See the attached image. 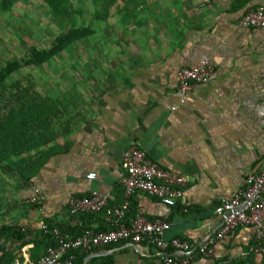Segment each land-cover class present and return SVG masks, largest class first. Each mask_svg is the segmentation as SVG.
I'll return each mask as SVG.
<instances>
[{"label":"crops","instance_id":"1","mask_svg":"<svg viewBox=\"0 0 264 264\" xmlns=\"http://www.w3.org/2000/svg\"><path fill=\"white\" fill-rule=\"evenodd\" d=\"M139 1L128 18L102 24L99 52L86 54L84 70L75 72L78 101L55 123L66 131L23 155L28 169L0 164V264H36L54 242L44 234L45 224L69 234L81 222L109 230L103 213L72 214L69 197L98 191L111 205L122 204V156L134 145L188 180L176 207L144 193L130 199L127 224L138 216L168 220L167 241L205 244L225 221L217 205L264 171V29L239 25L264 0ZM204 59L215 67L210 82L196 85L189 101L173 110L178 72ZM90 173L96 178L88 179ZM34 187L42 202H31ZM254 245L255 228L240 227L216 243L215 258L194 254L189 264H264ZM78 255H87L84 264L162 259L154 246L131 242Z\"/></svg>","mask_w":264,"mask_h":264},{"label":"built area","instance_id":"2","mask_svg":"<svg viewBox=\"0 0 264 264\" xmlns=\"http://www.w3.org/2000/svg\"><path fill=\"white\" fill-rule=\"evenodd\" d=\"M245 29H264V4L245 13L239 20ZM215 67L204 59L191 67L182 68L178 74V104L176 110L185 105L191 98L198 84L210 82ZM122 175L119 179L124 188L126 200L120 205H111L106 193L93 191L82 198L69 197V209L74 215L103 213L105 223L110 227L106 231L85 227L74 234L65 233L57 225H43V232L54 242L45 255L36 264H75L78 254L92 252L95 249L107 248L122 243H146L154 246L161 256L160 264H189L194 254L215 258V245L226 235L244 226L255 228V245L252 252L264 256V171L258 173L248 186L240 189L232 198L221 201L216 207L218 215L225 216L223 226L202 245H192L186 240L174 238L166 240V233L171 222L161 218L149 219L138 216L128 225L126 216L130 211V199L137 193H144L156 198L162 204L176 207L182 204L188 180L185 176L171 172L158 162L148 157L137 145L123 153L121 161ZM88 179H95L90 173ZM194 190V188H192ZM32 203L42 202L45 197L41 190L34 187ZM188 211L187 208L184 209ZM175 252V254L173 253Z\"/></svg>","mask_w":264,"mask_h":264},{"label":"rangeland","instance_id":"3","mask_svg":"<svg viewBox=\"0 0 264 264\" xmlns=\"http://www.w3.org/2000/svg\"><path fill=\"white\" fill-rule=\"evenodd\" d=\"M137 1L70 0L65 16L45 0H18L9 10L0 11V72L11 64L18 66L0 84V121L6 119L12 126L22 114L30 116L43 106L57 108L52 115L45 114V120H64L70 105L78 101L72 88L78 86L74 74L84 70L86 54L99 52L102 24L128 18ZM143 4L139 1L137 12ZM44 52L50 57L32 64ZM61 124L55 136L66 131ZM7 163L11 162L0 164Z\"/></svg>","mask_w":264,"mask_h":264},{"label":"trees","instance_id":"4","mask_svg":"<svg viewBox=\"0 0 264 264\" xmlns=\"http://www.w3.org/2000/svg\"><path fill=\"white\" fill-rule=\"evenodd\" d=\"M17 1L18 0H0V11L9 10ZM69 1L70 0H45L46 4L49 7H51L55 12L62 16L69 14ZM49 57L50 56L46 52H44L42 55H36V58L32 61V64H39L48 59ZM17 69L18 66L16 64H11L6 68L2 69L0 72V84H3L7 76H9L12 72L16 71ZM54 109L57 110V108L55 107ZM54 109L49 106L44 108L43 106L38 110L37 113H33L30 116H27V114H22L20 121L16 124H13L12 126L7 123L6 119L4 121L1 120L0 163L13 158L21 159L19 162L15 161L11 162L10 164H14L15 166H22L23 164L25 168L28 169L26 159H22L21 157L26 154L29 155L37 149L48 145L57 137V135L55 136L57 130L55 123L57 122V120L55 118L50 121L45 120V114L52 115V113L55 112ZM38 113L41 114L37 116ZM40 116H44L42 121H40ZM61 127H65L64 124H61ZM37 163V160L32 163V165L35 166L33 170H35ZM19 171L21 172V169ZM27 180H31V178L28 177ZM54 245V242H51L49 244V246ZM86 257L87 255H84L82 257L78 255L75 264H84ZM86 264H95V261L92 259L89 260Z\"/></svg>","mask_w":264,"mask_h":264}]
</instances>
